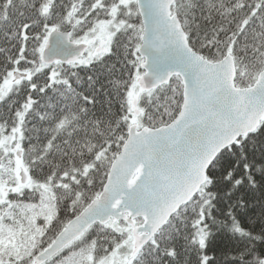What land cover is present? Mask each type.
<instances>
[{"label": "snow or ice", "instance_id": "1", "mask_svg": "<svg viewBox=\"0 0 264 264\" xmlns=\"http://www.w3.org/2000/svg\"><path fill=\"white\" fill-rule=\"evenodd\" d=\"M0 264H264V0H0Z\"/></svg>", "mask_w": 264, "mask_h": 264}]
</instances>
